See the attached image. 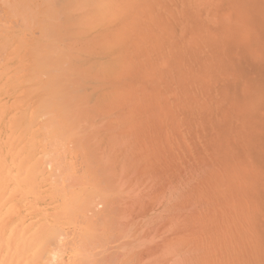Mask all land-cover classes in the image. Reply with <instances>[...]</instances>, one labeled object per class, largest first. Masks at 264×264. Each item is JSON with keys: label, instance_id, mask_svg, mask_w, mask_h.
Returning a JSON list of instances; mask_svg holds the SVG:
<instances>
[{"label": "rangeland", "instance_id": "obj_1", "mask_svg": "<svg viewBox=\"0 0 264 264\" xmlns=\"http://www.w3.org/2000/svg\"><path fill=\"white\" fill-rule=\"evenodd\" d=\"M0 76L31 264H264V0H0Z\"/></svg>", "mask_w": 264, "mask_h": 264}, {"label": "bare ground", "instance_id": "obj_2", "mask_svg": "<svg viewBox=\"0 0 264 264\" xmlns=\"http://www.w3.org/2000/svg\"><path fill=\"white\" fill-rule=\"evenodd\" d=\"M33 10V11H32ZM32 12L33 16L35 15V8L32 5L31 9L29 10ZM44 39L43 41H45L46 39ZM41 39V41H42ZM46 42V43H45ZM43 44L46 46L45 49H43L44 51H42L41 53L45 52V50L51 51V49H49V45L50 42H48L47 40L45 41ZM36 49L40 46V41L36 42ZM38 45V47H37ZM48 48V49H47ZM39 50V49H37ZM36 53V51H35ZM34 53V54H35ZM40 53V52H39ZM39 53H37V57H39ZM36 55V54H35ZM34 55V56H35ZM44 55V54H43ZM48 55V54H47ZM33 57V56H32ZM35 59V58H34ZM40 61V60H38ZM45 62V61H44ZM43 61H40V66H45L46 64ZM43 69H45L44 67H42ZM12 75V74H11ZM31 76V75H30ZM20 88L25 87L26 84L24 81H26V83L28 82L29 79H31V77H27V75L25 73H23V76H20ZM9 76L4 78L5 81L2 80L1 76H0V97L2 96H7L6 93H9L8 89L10 90H17V85L15 84L14 80L9 79ZM8 80V81H7ZM35 80V79H34ZM42 83V82H41ZM35 84V83H34ZM39 84V83H38ZM37 85V84H35ZM35 85L33 86V88L35 87ZM49 86V85H48ZM50 88V87H49ZM40 89V88H39ZM47 89H44V91H46ZM34 91V90H33ZM43 91V92H44ZM27 92V91H26ZM26 92H24V94H26ZM47 92V91H46ZM22 90L21 91H17L16 92V97L15 100L12 102V100H8L9 103L8 105L5 103V105H0V173L1 172H6V175L8 176V179H6V183L7 186L5 187V192L4 194L6 195L7 192L11 189H14V185H15V179H17V175H18V168H17V163L16 161L18 160V155H14L11 157H7L5 154V149L7 148V146L13 145L14 148H16V152L18 154V149L21 148L24 150V148H27V140L29 141V139H23L22 141L19 140L18 135L22 136V130H20L18 128V124H17V118L16 116H21L24 115L25 113L30 114V112L28 111V109L25 106V101L27 100H23L22 97L24 94H22ZM45 93V92H44ZM44 99H46V103L49 102V100H47V96H43ZM48 104V103H47ZM44 105V104H43ZM55 105H57L55 103ZM54 105V106H55ZM46 106V105H45ZM53 106V105H52ZM58 107V106H57ZM55 106V111L54 109L50 108L52 111V113H60L59 112V108H57ZM57 112V113H56ZM59 115V114H57ZM54 118V117H53ZM50 125V124H49ZM54 126V125H53ZM17 129V130H16ZM24 137V136H23ZM60 139V138H59ZM55 140V139H54ZM31 142V140L29 141ZM21 143V144H19ZM20 147H19V145ZM54 145H58V144H54ZM60 145V144H59ZM61 146V145H60ZM54 147V146H53ZM61 150V149H60ZM40 152V151H39ZM45 152V151H44ZM62 154V152H60ZM66 157V156H65ZM63 157V158H65ZM20 158V156H19ZM24 158V157H23ZM60 159V158H59ZM26 160V159H25ZM23 163V162H22ZM55 162H53L52 164H54ZM21 165V164H20ZM24 165L26 166L27 164L24 163ZM51 165V164H50ZM53 166V165H52ZM55 166H57L55 164ZM54 166V167H55ZM63 166V165H62ZM61 167V166H60ZM65 167V166H64ZM49 168V167H48ZM71 169V168H70ZM23 170L25 171L24 167ZM57 171V170H55ZM66 172V171H65ZM72 172V171H71ZM74 173V172H73ZM70 174V172L68 173V175ZM22 177L23 174H22ZM26 177V176H25ZM28 177V176H27ZM67 177V176H66ZM28 180V179H27ZM65 180V179H64ZM72 180V179H71ZM74 180V179H73ZM20 182V181H19ZM18 182V183H19ZM28 182V181H27ZM66 182V180H65ZM17 183V184H18ZM55 183V182H54ZM69 184H71V182H69ZM20 185V184H19ZM47 185V184H46ZM61 185L63 186V184L61 183ZM43 187V186H42ZM67 187V186H66ZM54 190V189H53ZM1 191L3 192L2 188ZM75 191V190H74ZM26 192L28 194H30L32 192V190L30 188L26 189ZM43 192V191H42ZM41 192V193H42ZM62 193V192H61ZM33 194V193H32ZM5 195H3L2 199L4 201L5 199ZM37 196V195H36ZM41 197V196H40ZM51 197V196H50ZM46 218V217H45ZM67 218V217H66ZM71 219V217H70ZM66 223V222H65ZM19 230V229H18ZM17 230V231H18ZM47 230V228L45 229V231ZM14 232V231H13ZM16 232V230H15ZM48 232V230H47ZM8 233V228L6 225V221L1 219L0 220V264H31V260L32 257H30L34 252H35V247H37V245H34L33 247H22L19 243L24 242L25 237H26V233H23V231H20V233H18L19 237H18V242L16 240H14V242L10 243V238L6 236V234ZM45 233V232H44ZM46 234V233H45ZM4 235V238H2V236ZM43 235V234H42ZM48 235V233L46 234ZM45 237V235H44ZM74 237V236H73ZM83 237V236H82ZM76 238V237H75ZM90 239V238H89ZM38 240V239H37ZM58 240V239H57ZM78 241V239H77ZM98 241V240H97ZM40 242V239H39ZM64 243V242H63ZM90 243V242H89ZM100 243V242H99ZM39 244V243H38ZM58 244V243H57ZM66 245V244H65ZM98 245V244H96ZM44 246V245H43ZM84 247V246H83ZM100 247V246H99ZM33 248V249H31ZM81 248V247H80ZM102 248V247H101ZM74 249V248H73ZM86 249H83V251H85ZM57 251V250H56ZM94 251V250H93ZM100 251V250H99ZM86 252V251H85ZM94 254V253H93ZM74 255V254H73ZM81 255V254H79ZM86 255V254H85ZM105 255V254H104ZM57 256V255H56ZM75 256V255H74ZM34 258V257H33ZM84 258V257H83ZM23 260V262L21 260ZM25 259V260H24ZM97 259V258H96ZM53 260V259H52ZM51 260V261H52ZM104 260V259H103ZM58 261V260H57ZM64 262V261H63ZM62 264V262H61ZM93 264V263H92Z\"/></svg>", "mask_w": 264, "mask_h": 264}]
</instances>
